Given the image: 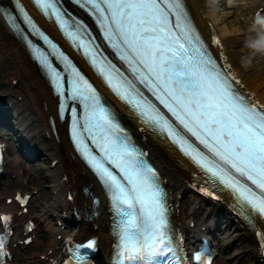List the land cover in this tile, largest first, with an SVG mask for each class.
<instances>
[{
    "label": "snow or ice",
    "instance_id": "obj_1",
    "mask_svg": "<svg viewBox=\"0 0 264 264\" xmlns=\"http://www.w3.org/2000/svg\"><path fill=\"white\" fill-rule=\"evenodd\" d=\"M58 3L59 0H35L46 15L55 17L61 28L67 29L69 20ZM76 3L104 24L109 39L115 37L124 46L128 55L121 58L128 61L136 79L153 91L175 121L114 66L107 70L102 66L100 71L109 86L137 111L145 124L165 133L190 156L207 175L210 187L223 185L229 189L255 231V217L264 219V106L251 103L240 94L234 81L205 50L184 0ZM21 11L24 22L35 28L30 15ZM0 15L12 29L23 31L16 17L2 7ZM73 23L75 31L68 35L76 39L81 25ZM36 32L47 40L39 29ZM28 43L60 98L58 112L61 119L66 114L70 121L74 146L101 179L108 195L114 222L115 264H187V257L174 242L166 194L157 171L131 145L124 130L101 104L96 89L70 62L74 78L66 80L64 73L53 66L48 52ZM185 132L206 151L196 147ZM87 140L96 145L97 152ZM5 242V235L0 234V264H4ZM96 245L95 238L76 245L71 253L72 264H93L91 254ZM193 259L203 264L200 253L194 254Z\"/></svg>",
    "mask_w": 264,
    "mask_h": 264
},
{
    "label": "bare ground",
    "instance_id": "obj_2",
    "mask_svg": "<svg viewBox=\"0 0 264 264\" xmlns=\"http://www.w3.org/2000/svg\"><path fill=\"white\" fill-rule=\"evenodd\" d=\"M24 2L35 10L30 0H24ZM187 2L206 35L210 36L213 31L219 33L216 49L221 51L222 55L227 58L239 81L252 93L253 97L264 102V51L258 52L249 46L252 43H259L261 48L264 49V39L260 35L262 25L256 23L258 17L264 19V1L252 0L248 11V13L252 11L250 19L245 21L243 17H239L241 25L238 23L240 26L236 28L220 26L219 23L224 20L217 17L209 0H187ZM7 3H9V0H0V6ZM258 10H260V13L256 15L255 12ZM40 19L53 34L61 38L52 22H48L42 17ZM0 45L3 49L0 55V71L3 68L6 69V88L2 92L5 91L9 95V102L13 101L15 106L23 107L22 119L30 121V126L25 129L28 133H25L24 142L26 146L24 150L27 151L29 148L31 150L32 146H36V148L43 151H48L44 154L47 153L50 160H56L48 174V188L55 194L48 210H56L57 217L62 218V214L59 216L61 210L66 211L70 207L81 208L83 211L89 209L92 205L91 198L82 191V187L94 181L92 174L77 157L70 145L66 121L59 122L56 120L57 99L53 96L50 85L40 73L35 62L30 58L20 39L7 29L1 16ZM245 57L251 61L248 66L241 63ZM79 60L85 69L93 75L88 65L82 59L79 58ZM0 74L2 75V73ZM94 79L104 87L100 79L97 77H94ZM112 99L122 111L128 113L132 125L140 130L138 129L141 128L138 127L140 124L132 112L115 98L112 97ZM51 115H54L56 120L57 135L50 128L48 119ZM151 135L152 137L147 136L143 141L150 148L151 154L163 171L164 176L170 185L177 189L176 194L181 192L192 197V207L187 216L183 214V208L180 205L178 220L181 227L186 229L188 221H194L192 228L198 226L200 229L213 227L214 224L222 222L220 216L216 217L218 205L203 200L196 191L189 187L192 174L196 171V168L166 138H162L156 133ZM34 139L38 141L35 142ZM17 140L18 135L10 133L11 144H16ZM22 154L24 155V153ZM9 162L13 170L7 179V183L1 186V192L7 195H10L22 185L20 180L22 176L21 159L17 155H11ZM94 184L92 189H96ZM184 190L187 191L184 192ZM73 192L72 201L74 206L73 204L70 205L71 199H69V194ZM223 193L227 198H230L227 192L223 191ZM102 206L100 207L103 208ZM47 212V210L44 211V214H47ZM28 216H30V213ZM65 217H67L66 214H64V219ZM231 219L228 216L230 226L228 233L223 237V244L228 249L227 254L233 264H264V257L258 252L251 229L247 226L243 227L240 223L231 222ZM256 220L259 221L258 217H256ZM65 225L63 227L57 221L55 224L48 225L50 243L41 254H31L32 258L29 257L28 264H44L46 258L58 250L62 239L72 233L78 237L97 234L100 249L103 253L106 251V258H108L111 248V235L104 212L92 218L89 214L83 212L81 219L75 224L73 230H69L68 224ZM243 240L248 242L244 247L240 244ZM95 264L99 263L96 262Z\"/></svg>",
    "mask_w": 264,
    "mask_h": 264
},
{
    "label": "rangeland",
    "instance_id": "obj_3",
    "mask_svg": "<svg viewBox=\"0 0 264 264\" xmlns=\"http://www.w3.org/2000/svg\"><path fill=\"white\" fill-rule=\"evenodd\" d=\"M210 5L213 7V11L216 13L217 17L224 20L220 22V26H227L230 28H236L237 26H240L241 23L239 21V17H243L246 21V17H248V13L246 14V9L250 3V0H209ZM228 7V8H226ZM237 22V23H236ZM240 25H239V24ZM264 27L262 28V31H260V35L264 37ZM2 47L0 45V55L2 54ZM5 72L6 69L3 68V70L0 71L2 75L0 74V79L3 82L5 80ZM0 82V85H3V83ZM48 153V151H45ZM46 153V159L41 160L38 163L33 161H24L23 168H24V175L26 176L21 177V182L24 183L23 186L29 187L30 189L35 191V200L33 202V214L38 215L40 218L41 214L43 212V209H47L52 202L53 193L51 190L46 186L49 183L48 178V172L50 171V168L53 166L51 165V160L49 157H47ZM26 165L28 167V170L26 171ZM10 172L13 170L9 168ZM7 182V180H6ZM182 201V200H181ZM184 203L182 202V207L184 209L185 215L188 214L189 209L191 207V202L189 198L186 199V197L183 199ZM42 225L39 229V241L36 242L32 248L31 253L39 254L48 244L50 241V236L47 232L48 225L55 222V219L53 217L50 218H43ZM248 242L246 240H243L240 242L242 247L246 245ZM224 264H230L228 260L225 258L223 259Z\"/></svg>",
    "mask_w": 264,
    "mask_h": 264
},
{
    "label": "clouds",
    "instance_id": "obj_4",
    "mask_svg": "<svg viewBox=\"0 0 264 264\" xmlns=\"http://www.w3.org/2000/svg\"><path fill=\"white\" fill-rule=\"evenodd\" d=\"M257 24H260V25H264V19H261V18H257V21H256ZM251 48L255 49L256 51H264V49L261 48L260 44L259 43H252L249 45ZM242 65L244 66H248L251 61L249 58L245 57L242 59L241 61Z\"/></svg>",
    "mask_w": 264,
    "mask_h": 264
}]
</instances>
